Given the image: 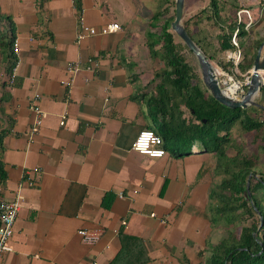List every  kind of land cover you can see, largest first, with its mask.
Here are the masks:
<instances>
[{
  "label": "crops",
  "instance_id": "crops-1",
  "mask_svg": "<svg viewBox=\"0 0 264 264\" xmlns=\"http://www.w3.org/2000/svg\"><path fill=\"white\" fill-rule=\"evenodd\" d=\"M0 13L11 16L17 46L10 84L0 46V199L22 196L1 264H127L113 262L120 234L137 239L125 251L134 259L141 251L147 260L138 264H180L183 256L204 264L222 238L209 210L222 176L214 153L151 157L131 148L150 122L131 98L153 77L147 14L133 0H80L78 8L74 0H0ZM80 16L87 26L116 21L121 29L77 39ZM90 60L97 65L88 68ZM72 62L78 69L67 85ZM257 95L264 107V92ZM33 101L45 116L32 135ZM82 228L101 233L86 244Z\"/></svg>",
  "mask_w": 264,
  "mask_h": 264
},
{
  "label": "trees",
  "instance_id": "trees-1",
  "mask_svg": "<svg viewBox=\"0 0 264 264\" xmlns=\"http://www.w3.org/2000/svg\"><path fill=\"white\" fill-rule=\"evenodd\" d=\"M219 1L209 0V6L205 8L207 18L214 19L219 29L216 48L209 40L203 42L202 38L196 39L185 22L182 25L209 60H215L221 70L232 74L235 68L233 61L225 60L220 54L235 51L237 46L239 50L243 48L250 40V33L235 16L221 17ZM74 4L78 8L80 0H74ZM163 11L164 9L156 10L150 17L149 25L159 31L147 33L150 55L158 57L162 66L153 72L152 79L144 89L136 90L131 98L145 105L150 121L147 128L162 138L166 152L180 156L191 152H178V149L201 148L214 153L216 157V167L222 177L210 187L209 210L226 228L230 226V229L226 237L211 247L210 256L204 264H264V172L257 173L254 169L258 162L257 152L249 155L243 153L231 133L233 126L239 124L244 133L251 135L252 141L264 140L263 104L231 108L215 100L203 85L200 72L186 59L183 49L189 52L191 50L182 41L175 40L176 34L170 28L174 16L163 18ZM236 28L237 46L231 41ZM263 39L264 35L256 40L251 39L255 49L249 61L243 63L239 60L236 64L241 73H246L251 68ZM14 40L15 26L11 16L0 13V46L6 48L8 70L16 58L13 51ZM134 79L132 76V80ZM243 89L245 91L246 86ZM259 91L264 92V85ZM185 112L188 114L185 115ZM3 135L4 132L1 131L0 142ZM229 148L235 149V154L228 155ZM250 173L252 176L249 178L248 196L246 181ZM4 178L0 161V182ZM235 224L241 225L238 234L231 229ZM120 240L122 250L113 262L120 257H124L127 264L146 262L141 251L137 252L139 256L135 259L125 251L126 243L131 244L135 250L136 238L120 234ZM179 262L190 264L186 256Z\"/></svg>",
  "mask_w": 264,
  "mask_h": 264
},
{
  "label": "rangeland",
  "instance_id": "rangeland-1",
  "mask_svg": "<svg viewBox=\"0 0 264 264\" xmlns=\"http://www.w3.org/2000/svg\"><path fill=\"white\" fill-rule=\"evenodd\" d=\"M135 4H138L139 9H141L143 12L147 14V16L150 17L152 14L159 9H164L163 18L166 16H174V0H133ZM220 10H221V17H236L237 21V12L240 8H246L252 18L253 23L246 27L245 23L248 19L245 17V15L242 16L241 22L244 23L245 29H250L249 27L253 26V38L252 40H256L258 38H261L264 35V0H220ZM209 6V0H184V6H183V15H182V22H185L188 28L190 29V32L194 35L196 39H203V42H212L213 47H217V34L219 33V29L217 27V24L214 23V19H208L207 18V12L205 11V8ZM158 29H155V32H158ZM175 40L177 42L181 41V39L175 35ZM252 40H248L243 48H240L239 50V56H236L237 62L239 60H242L243 63H247L250 59V56L254 52V45L252 44ZM237 42V41H236ZM235 50L232 51L231 54L229 51L223 52L220 54V56H224V58L231 59L234 62L235 57L233 56L237 54ZM183 52L186 56V59L190 62V64L194 65L196 69L200 72L198 62L193 55L192 52L187 51L186 49H183ZM233 54V55H232ZM152 61L154 62V70L153 72L162 66L161 60L156 57L153 58ZM213 65L220 71H224L223 69L219 67V65L216 63L215 60H211ZM234 64V63H233ZM225 72V71H224ZM227 73V72H226ZM153 75V73H152ZM227 76H231V78L234 81H237L239 83L243 82L244 76L243 73H241L238 69L234 68L232 74L227 73ZM227 76L224 74L218 75L219 80H227ZM230 82L227 80V84L223 83V86H227ZM244 88V87H243ZM258 95L255 97L257 98ZM188 113L185 112V115ZM264 117V114L262 115ZM232 137L241 148L242 152L249 155L254 152H257L258 154V162L255 166V171L257 173L264 172V140L260 139V141H252L251 135L244 133L241 129L239 124H236L232 128ZM170 148V146H168ZM199 149H189V148H181L176 151L178 152H195ZM228 152L230 154H235V149L229 148ZM188 153L182 154L185 156ZM181 155V156H182ZM256 176V175H255ZM222 177V176H221ZM220 178V177H219ZM218 227H219V234L220 236L226 237L229 227H225L224 224L218 220ZM240 224H235L231 229L234 231V233L238 234L240 231ZM211 249V247H210ZM210 250L208 251L207 255H209ZM207 257V256H206ZM208 258V257H207Z\"/></svg>",
  "mask_w": 264,
  "mask_h": 264
},
{
  "label": "built area",
  "instance_id": "built-area-1",
  "mask_svg": "<svg viewBox=\"0 0 264 264\" xmlns=\"http://www.w3.org/2000/svg\"><path fill=\"white\" fill-rule=\"evenodd\" d=\"M245 14H246L245 17L248 20L244 23H245V26L248 27L253 23L254 20L250 12L246 8H240L238 10L237 18H238V21H241L242 20L241 15H245ZM79 22H80L81 29L79 33L77 34V39H81L82 37L89 36V35H97V34L103 35V34H108V33H114L121 29L120 24L116 21L108 22L99 27L87 26L83 24L82 16H80ZM237 30L238 28L234 30V33L231 39L232 43L235 46H237L236 37H235ZM13 51L16 56L17 46L15 43V40L13 43ZM236 52L237 54L235 53H233L234 55L232 54L235 57L234 62H233L235 65V68L237 64L236 56H239L238 46H237ZM16 60H17V57L15 58L14 64L10 68V71L7 76V81L9 84L12 83L14 79ZM90 62H91V66H89L88 68H91L92 66L97 65L96 60H90ZM77 69H78L77 62H72L67 65L66 79L64 80L65 84L69 85L72 82L73 76L75 72L77 71ZM221 73L227 76L226 72L218 70V75H220ZM258 73L260 75L261 86H263L264 85V66L258 70ZM249 74H250V69L246 73H243L244 80L241 83L234 81L231 78V76H227V80L236 82L238 85L236 91L233 94H231V96L238 97L244 92L243 87L247 86L249 83ZM227 80H223V81L219 80V81L222 84L223 83L227 84ZM37 97L38 95L36 94L34 98H37ZM31 107H32L33 112L35 113L33 125L30 129L31 134L33 135L38 131L40 125L42 124L45 113L40 109L39 105L36 104L34 101ZM64 120H65V115L63 114L61 116L60 123L63 124ZM131 148L139 153L147 154L148 156H151V157H161L166 153V150L163 147L162 138L159 135H157L152 129H148V128L143 129L138 133L137 137L135 138V140L133 141L131 145ZM21 200H22V196L19 193H17L15 197L10 198V199H0V264L2 262V255L6 251L9 250L8 241L13 232V225H14L15 219L18 214ZM77 233L79 234L82 242L86 244H92L98 239L101 233V230L97 228L95 229L82 228V229H79Z\"/></svg>",
  "mask_w": 264,
  "mask_h": 264
},
{
  "label": "water",
  "instance_id": "water-1",
  "mask_svg": "<svg viewBox=\"0 0 264 264\" xmlns=\"http://www.w3.org/2000/svg\"><path fill=\"white\" fill-rule=\"evenodd\" d=\"M184 0H174V18L170 23L171 30L181 39V41L191 50L195 56L199 69L200 76L203 85L207 88L210 95L220 102L221 104L235 108H245L248 105L261 106L255 101V96L259 92L261 87L260 75L258 70L264 66V39L261 41L257 48L252 66L250 68L249 83L246 86V90L238 97H233L226 94L224 91L225 86L218 79V69L213 65L201 48L191 39L187 31L182 25ZM252 176L250 173L246 181V193L250 196L249 192V178Z\"/></svg>",
  "mask_w": 264,
  "mask_h": 264
},
{
  "label": "bare ground",
  "instance_id": "bare-ground-1",
  "mask_svg": "<svg viewBox=\"0 0 264 264\" xmlns=\"http://www.w3.org/2000/svg\"><path fill=\"white\" fill-rule=\"evenodd\" d=\"M237 83L236 82H230L224 89L226 94L231 95L233 94L237 89Z\"/></svg>",
  "mask_w": 264,
  "mask_h": 264
}]
</instances>
